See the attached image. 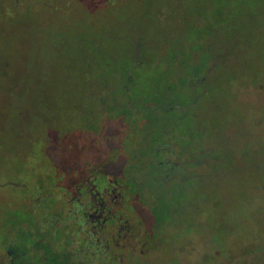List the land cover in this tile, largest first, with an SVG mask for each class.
I'll return each mask as SVG.
<instances>
[{
    "label": "rangeland",
    "instance_id": "1",
    "mask_svg": "<svg viewBox=\"0 0 264 264\" xmlns=\"http://www.w3.org/2000/svg\"><path fill=\"white\" fill-rule=\"evenodd\" d=\"M240 1L236 4L245 10L234 24L201 34L214 71L207 93L192 108L205 136L229 131V140L220 147L228 153L217 162L221 169L236 155L257 164L255 170L224 171L198 184L214 200L211 212L225 217L219 231L224 247L223 231L232 234L233 245L251 243L259 235L262 209L251 184L264 177V0ZM210 3L0 0L1 172L26 181L30 176L24 157L29 151H39L42 144L56 148V135L82 133L85 112L100 117L95 100L102 87L106 99L112 97L114 70L128 60L132 45L133 62L141 58V50L149 65L163 60L176 43L187 41L192 5ZM107 61L111 70L100 76L97 66ZM170 68L174 77L179 67ZM106 138L108 144L115 139ZM11 187L3 186L12 195Z\"/></svg>",
    "mask_w": 264,
    "mask_h": 264
},
{
    "label": "flooded vegetation",
    "instance_id": "2",
    "mask_svg": "<svg viewBox=\"0 0 264 264\" xmlns=\"http://www.w3.org/2000/svg\"><path fill=\"white\" fill-rule=\"evenodd\" d=\"M108 66L100 65V76ZM213 71L208 64L191 81L189 104L176 99L168 113L146 119L138 112L111 117L102 87L99 118L85 112L82 133L56 135V148L39 147L45 165L67 168V186L0 195V264H264V177L251 184L262 207L259 235L233 245L223 231L225 247L219 241L225 217L211 212L214 200L198 185L224 171L257 167L236 155L221 169L229 131L205 136L196 120L192 108ZM119 76L114 70L117 84ZM106 135L115 139L108 144ZM146 142L157 159L141 155ZM67 146L68 159H59ZM144 167L146 176L137 170Z\"/></svg>",
    "mask_w": 264,
    "mask_h": 264
},
{
    "label": "trees",
    "instance_id": "3",
    "mask_svg": "<svg viewBox=\"0 0 264 264\" xmlns=\"http://www.w3.org/2000/svg\"><path fill=\"white\" fill-rule=\"evenodd\" d=\"M237 1L240 0H211V3L207 6H198L195 1L196 4L192 5V10L195 12L193 21L189 23L187 28V41L176 43L169 52L163 55V60H156L152 65L148 64L146 55L142 50L141 58L133 62L132 57L135 50L132 45L128 60H124V65L122 64L119 68L121 83H116L115 92L111 94V99L107 101V113L111 114V117L124 115L128 118L133 112H138V114L142 113V116L146 119L153 113L159 115L168 113V103H172L176 99L181 104H189L190 94L187 91L194 85L191 81H197L205 73V68L211 59L206 55L201 34L205 35L214 26L225 29L227 26L234 24L239 13L245 10V5H237ZM240 2L243 4V0ZM110 64L108 63V71L112 67ZM100 65L104 66V63L101 62ZM100 65L97 67L99 68ZM165 65H177L179 67L175 71L174 77L170 76V71L173 70L170 67L165 69ZM203 86H205V83H203ZM185 90L186 92L182 93ZM96 104L99 107L98 101H96ZM67 150L68 146L63 152H59L58 158L61 160L68 159L70 151L65 154ZM38 155H40L38 150H32L24 157L30 176L26 181L17 182L11 179L9 173L5 174L4 171L1 172L0 170V190L3 189L2 192L5 195H11L9 192L6 193L7 191L3 188L6 184L12 185L11 188L14 189L12 195H21L24 192L39 190L51 191L53 184L64 188L67 186L65 183L67 176L63 173V170L67 168L55 165L51 167L45 164L35 165L34 163L39 161ZM141 155L153 159L158 158L157 152L149 142H146L145 148H142ZM149 163L151 166L153 165L150 161ZM146 169L148 168L144 167L137 170H141L142 175H145ZM27 217H33V215L27 213Z\"/></svg>",
    "mask_w": 264,
    "mask_h": 264
}]
</instances>
